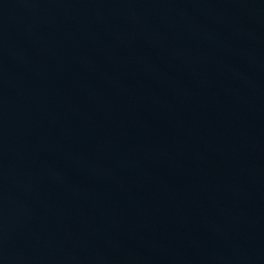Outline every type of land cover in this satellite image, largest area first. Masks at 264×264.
Instances as JSON below:
<instances>
[{
  "label": "water",
  "instance_id": "1",
  "mask_svg": "<svg viewBox=\"0 0 264 264\" xmlns=\"http://www.w3.org/2000/svg\"><path fill=\"white\" fill-rule=\"evenodd\" d=\"M0 264H264V0H0Z\"/></svg>",
  "mask_w": 264,
  "mask_h": 264
}]
</instances>
